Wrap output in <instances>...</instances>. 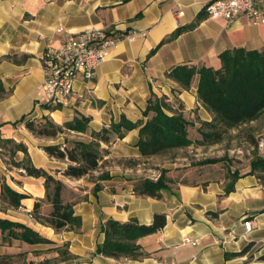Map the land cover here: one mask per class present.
Returning a JSON list of instances; mask_svg holds the SVG:
<instances>
[{"label":"crops","instance_id":"0c3cea01","mask_svg":"<svg viewBox=\"0 0 264 264\" xmlns=\"http://www.w3.org/2000/svg\"><path fill=\"white\" fill-rule=\"evenodd\" d=\"M208 1L0 0V79L6 90L0 99V135L23 142L32 163L64 183L63 198L73 203L74 214L81 218L78 228L60 230L35 220L31 210L34 202L44 197V178L10 167L6 156L0 154V175L11 188L28 195L18 208L4 209L0 217L23 223L52 241L27 244L13 240L0 251L4 261L13 262L9 258L18 254L26 264H155L160 258H174L178 264H264V180L256 174H238L230 191H226L234 172L230 170L222 177L177 182L166 175L168 186L158 196L138 195L133 190V180L145 177L133 175L130 168L143 157L137 142L139 129L148 118L142 113L150 96L166 98L173 108L180 106L179 111L195 127L212 119L197 98L198 75L189 88L182 89L167 73L182 64L217 68L218 55L226 49H264V23L253 24L243 16L212 18L206 12L193 29L162 43L205 11ZM176 9L181 10L177 18L173 14ZM58 28L63 33L112 29L122 37L92 79H76L67 105L47 108L36 105L34 99L42 81L41 55L49 40L63 37ZM122 115L131 121L141 119L142 124L109 144L101 142V149L108 152L102 154L98 168L80 178L65 176L62 172L70 162L44 150L46 145L90 140L92 131L119 121ZM81 116L89 118L85 131L65 129L56 136H39L25 126L26 120L44 118L62 126ZM23 156L18 151L14 158ZM111 160L121 166L108 167ZM128 160L135 164L127 165ZM102 173H108L109 178L98 179ZM96 183L102 186L94 192ZM48 209L49 205H44L43 210ZM156 213H164L166 223L137 239L143 256L115 258L95 253L104 239L101 223L105 220L136 218L149 224ZM244 218L252 221L249 232L242 225ZM185 238L198 243L183 244ZM64 244L69 257L56 250ZM246 247L243 253L226 256Z\"/></svg>","mask_w":264,"mask_h":264},{"label":"trees","instance_id":"16d2710c","mask_svg":"<svg viewBox=\"0 0 264 264\" xmlns=\"http://www.w3.org/2000/svg\"><path fill=\"white\" fill-rule=\"evenodd\" d=\"M204 12L200 11L191 23L178 27L162 43L193 29L206 16ZM152 52L154 50L150 53ZM218 57L220 65L217 68L182 64L167 73V76L178 82L182 89L189 88L192 78L198 75L197 98L212 114L210 121H200L199 126L195 127L194 122L186 119L179 111L180 106L173 108L166 98L152 95L148 98L142 113L148 117L143 124L141 119L131 121L122 115L119 121H112L99 131H92L90 140H76L71 145H46L44 150L50 156L67 159L70 162L62 172L65 176L80 178L98 168L102 154L108 152L107 149H101V142L109 144L141 124L137 146L139 154L143 157L184 148L191 144L212 145L222 141L228 130L254 121L264 113V49L235 47L222 51ZM5 93L0 79V99ZM88 121V117H74L60 126L44 118L41 121L26 120L25 126L39 136H56L65 129L85 131ZM192 130H195L197 137L192 136ZM18 151L24 153L21 160L14 158ZM0 154L6 156L5 161L10 167L22 168L27 175L44 178V197L38 198L31 210L35 220L55 230L65 227L75 229L81 225V218L74 214L73 203L63 198L64 183L45 169L36 167L23 142H16L0 135ZM126 163L131 166L135 161L128 160ZM248 172L264 180V157L254 156ZM109 176L108 173H102L98 179H108ZM230 177L226 191L233 189L238 174L232 172ZM166 180L163 173L156 180L140 177L133 180V190L138 195L158 196L161 189L167 188ZM101 186L96 183L94 192ZM26 197L27 194L11 188L5 177L0 175V202L4 204L2 210L18 208L21 200ZM46 204L49 205L47 211L43 210ZM165 223L164 213L154 214L149 224L140 223L136 218L123 222L109 218L101 223L104 239L98 244L95 253L115 258L143 256L145 253L140 250L137 239L160 230ZM0 232L5 243L13 240L27 244L52 243L33 228L7 218L0 217ZM64 246L62 249L57 247L56 250L64 257H69L67 244ZM247 248L226 256L243 253ZM46 263L45 261L40 264Z\"/></svg>","mask_w":264,"mask_h":264},{"label":"built area","instance_id":"2783aa9c","mask_svg":"<svg viewBox=\"0 0 264 264\" xmlns=\"http://www.w3.org/2000/svg\"><path fill=\"white\" fill-rule=\"evenodd\" d=\"M208 17L233 19L245 17L253 24L264 23V0H209L204 6ZM174 17L181 14L174 11ZM63 37L49 40L41 55L42 81L35 92L34 103L47 108L67 105L73 94L74 82L78 78L92 79L114 45L121 39L114 30L87 28L77 32L63 33ZM132 36V34H128ZM242 225L246 232L252 229V221L244 218ZM183 244L198 243L196 239L185 238ZM155 264H178L174 258H160Z\"/></svg>","mask_w":264,"mask_h":264},{"label":"rangeland","instance_id":"374dc122","mask_svg":"<svg viewBox=\"0 0 264 264\" xmlns=\"http://www.w3.org/2000/svg\"><path fill=\"white\" fill-rule=\"evenodd\" d=\"M192 136L197 137L195 130ZM264 157V113L260 118L232 128L224 134L222 141L212 145H191L165 153L139 158L130 168L133 175H141L156 180L161 173L171 180H201L207 176L222 177L226 170L240 174L250 170V162L254 156ZM108 167L121 166L117 161L107 162ZM4 204L0 202V215ZM0 232V251L6 246ZM34 254L36 251H31ZM21 255V254H20ZM4 256L0 255V263ZM11 264H26L27 260L13 254Z\"/></svg>","mask_w":264,"mask_h":264}]
</instances>
